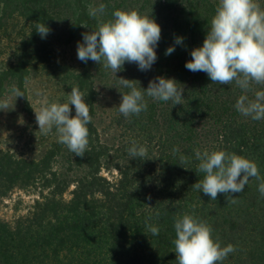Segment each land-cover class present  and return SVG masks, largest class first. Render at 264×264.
Here are the masks:
<instances>
[{"label":"trees","instance_id":"16d2710c","mask_svg":"<svg viewBox=\"0 0 264 264\" xmlns=\"http://www.w3.org/2000/svg\"><path fill=\"white\" fill-rule=\"evenodd\" d=\"M140 1V13L152 15L161 25L157 47L167 74L173 71L171 62L179 60L178 81L185 83L183 104L173 106L171 101H163L166 106L156 110L162 101H155L156 108L152 106L148 117L154 121L157 116L155 126L163 119L164 130L149 131L147 124L142 125L134 116L141 137L135 142L146 147L145 160L130 158L132 142L112 152L113 148L101 141L92 119L88 125L89 150L84 157L75 155L76 165L84 171L74 179L62 178L56 170L63 147L59 142L40 159L18 158L0 149V201L16 188H40V200L27 216L14 223L0 218V264H177L174 224L185 214L211 225L213 238L222 247L234 246L235 251L218 264H264V197L258 191L264 181V120L245 117L235 107L241 95L254 99L256 91H264V85L253 84L252 91L244 93L235 82L212 83L205 72L186 69L191 51L203 45L219 0H119L110 4L99 20L107 21L115 10L130 7L129 3L139 5ZM4 2L16 4L30 22L31 34L19 61L0 72V97L10 80L28 96V49L41 37L36 25L49 26L55 18L46 0H0V8ZM91 3L74 0L72 38L84 28L82 23L89 29L98 26V20L88 15ZM258 3L264 8V0ZM178 36L184 38L183 44L165 55ZM94 63H82L74 84L84 92L91 117L98 95ZM26 95L22 98L31 111ZM149 138L155 143L153 148ZM197 149L225 150L250 158L257 163L261 179L250 178L244 190L233 197L235 203H227L224 194L211 200L192 186L205 175L195 170L199 164ZM181 156L188 158L184 166L191 169L179 164ZM109 157L126 162L114 164L118 169L116 181L101 173L110 169L113 160ZM72 185L67 199L65 194ZM146 221L159 228L158 235L148 232Z\"/></svg>","mask_w":264,"mask_h":264},{"label":"clouds","instance_id":"9594fccd","mask_svg":"<svg viewBox=\"0 0 264 264\" xmlns=\"http://www.w3.org/2000/svg\"><path fill=\"white\" fill-rule=\"evenodd\" d=\"M105 9L104 4L88 6V15L98 20V26L82 34V42L77 45V58L85 63L89 60L99 63L115 74L123 70L126 62L135 63L140 71L150 70L158 59L156 48L161 39V25L152 15H143L137 10L117 9L112 14L113 19L100 21ZM80 25L89 28L87 24ZM208 29L203 45L191 51L192 59L186 62V69L205 72L212 83L231 85L235 82L244 93L252 91L253 84L264 85V8L258 0H219ZM36 31L43 39L50 33V28L45 23H38ZM183 40L182 36L176 37L165 55H171ZM120 78L119 84L130 90L127 93L120 91L119 112L125 117L138 116L147 110L145 95L154 100L171 101L173 106L183 104L185 88L175 78H154L146 89L138 88L134 83L137 80ZM27 83L28 77H25V87ZM10 94L7 99L0 100V110H10L12 97L17 99L26 95L15 85ZM27 99L31 103L28 96ZM72 106L74 116L71 115ZM235 107L245 117L264 120V91H256L254 99L241 95ZM34 110L38 130L43 135L55 128L59 143L66 145L76 156H85L89 150L88 125L92 117L84 93L78 87H72L66 102H45L39 110ZM128 154L132 159L145 160L147 149L133 141ZM195 157L199 161L196 172L205 175L192 186L211 200L224 194L227 203H235L233 197L244 190L250 178L261 179L257 163L250 158L225 150L201 152L199 149L195 150ZM180 160L179 164L185 167L188 158L181 156ZM258 191L264 197V181L260 182ZM156 215L159 216V212ZM146 227L152 236L159 234V228L147 221ZM174 228L177 264H218L235 251L232 244L222 247L213 238L212 226L195 215L177 218Z\"/></svg>","mask_w":264,"mask_h":264},{"label":"rangeland","instance_id":"374dc122","mask_svg":"<svg viewBox=\"0 0 264 264\" xmlns=\"http://www.w3.org/2000/svg\"><path fill=\"white\" fill-rule=\"evenodd\" d=\"M90 1L93 7H98L100 4L106 5L105 13L109 11L110 4L119 2V0ZM73 3L74 0H46V4L55 20L49 25L50 33L47 37L43 39L40 37L28 49L29 75L26 88L28 97L31 100V111L25 107L22 97L17 99L12 97L9 101L10 110H0V149L9 151L18 158L40 159L53 143L58 142L55 128L48 135H43L38 130L39 125L36 123L34 108L39 110L45 102H66L72 87H74L75 77L82 70L83 62L77 58V45L82 42V34L90 29L83 28L75 38L71 37V27L74 22L71 8ZM5 4L6 2L0 8V72L19 61L24 42L29 39L31 34V24L20 13L16 4ZM129 4L132 7L121 8L120 10H137L140 12L138 8L142 1L138 3L139 5ZM144 13L141 14L144 15ZM107 18L109 20L113 19L109 16ZM156 51L158 59L148 71H140L135 63L126 62L123 70L115 74L111 69H106L99 63H94L93 76L98 95L95 115L92 119L96 124L101 141L113 148L112 152L115 148L135 140L141 141L138 131L140 126L135 122V115L125 117L119 112L121 92L127 93L130 91L119 84L120 77L137 80L134 81L136 86L145 89L151 80L160 76L175 78L178 81L176 67L179 60L171 62L170 67L173 71L167 74L159 53V47L156 48ZM179 83L182 84L183 82ZM13 85L16 86L15 80L7 82L5 92L0 100L7 99L11 95L10 89ZM181 86L184 87V85ZM37 92L41 94L37 95ZM145 101L147 102V110L142 111L140 116H137L139 121L143 122L142 125L146 123L145 127L149 131L153 129L154 131L164 130L163 119H158L159 124L155 126L157 116L154 121L148 117L153 111L152 106L156 108L155 101L159 100H154L145 95ZM164 106L166 104L162 101L157 104L156 110ZM156 114L158 115L159 112L157 111ZM71 115H75L74 106H72ZM148 142L153 148L155 144L153 140L149 138ZM62 146V152L55 162L56 170L60 177L74 179L82 174L84 169L76 165L75 154L71 153L66 145L62 144ZM151 147L148 150L152 149ZM109 159L113 160L110 169H103L101 173L108 179L116 181L118 169L114 164L126 162L123 159L117 160L113 157H109ZM73 188L74 185L66 192L65 198L69 199L71 197L70 191ZM37 200H40V188H16L0 201V218L14 223L19 218L27 216Z\"/></svg>","mask_w":264,"mask_h":264}]
</instances>
